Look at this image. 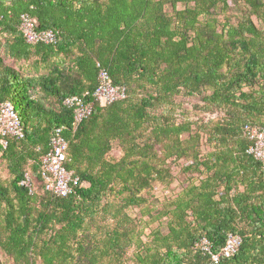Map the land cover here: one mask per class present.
<instances>
[{"label":"trees","instance_id":"16d2710c","mask_svg":"<svg viewBox=\"0 0 264 264\" xmlns=\"http://www.w3.org/2000/svg\"><path fill=\"white\" fill-rule=\"evenodd\" d=\"M25 13L56 42L27 43ZM101 69L126 96L75 126L64 100H93ZM179 97L199 98L195 119ZM5 102L24 127L0 143V249L13 264H264V163L244 131L264 128V0H0ZM56 127L79 178L64 197L42 171ZM169 160L184 162L185 186L150 207L154 183L173 179ZM229 234L241 245L218 263L199 247L218 253Z\"/></svg>","mask_w":264,"mask_h":264},{"label":"built area","instance_id":"2783aa9c","mask_svg":"<svg viewBox=\"0 0 264 264\" xmlns=\"http://www.w3.org/2000/svg\"><path fill=\"white\" fill-rule=\"evenodd\" d=\"M20 30L30 44L39 42L53 44L56 42V33L52 30H37L34 19L28 14H22ZM126 89L116 86L109 72L101 69L98 75V87L93 93V100L89 101L85 96H69L64 100V104L72 108L74 113V125L78 126L85 118L89 117L96 103L108 105L118 100L124 99ZM245 134L254 142L249 149V153L264 163V128L257 125H246ZM24 127L21 119L11 102H5L0 106V143L6 147L9 138H23ZM68 143L64 136V129L56 127L50 139V149L42 157L43 177L47 182V189L55 195L64 197L72 192V186L78 183L79 178L74 176V172L66 167ZM22 184L28 185L27 181ZM242 239L239 235L229 234L225 246L220 252L213 254L211 245L206 238L199 243V247L211 254V259L218 263L221 256L231 257L239 249Z\"/></svg>","mask_w":264,"mask_h":264},{"label":"rangeland","instance_id":"374dc122","mask_svg":"<svg viewBox=\"0 0 264 264\" xmlns=\"http://www.w3.org/2000/svg\"><path fill=\"white\" fill-rule=\"evenodd\" d=\"M19 68H22L26 73L34 75L35 73L32 72L30 66H28V63H22V66H19ZM178 103H180V109L184 110L186 112L187 118H194L198 112L193 108V105L196 103H200L199 98L195 97H179L177 100ZM216 116V113L211 115V117ZM180 117V116H179ZM196 118V117H195ZM194 118V119H195ZM185 119V118H184ZM205 149V147L203 148ZM123 156V149L119 144H116L114 148L110 151V153L107 155V159L110 161H117ZM172 160L168 161L169 167L171 169V174L173 179L169 183H154L152 186L151 191L145 195L147 198V205L152 207L156 206L157 208L163 207L164 204H166V200L173 198L177 192L180 191L181 187L185 186V181L187 178V174H183L181 171L182 164L184 163L182 160L180 162H174ZM0 175L3 179L9 178V173L6 168L5 163L0 159ZM145 206L143 204L141 207ZM141 207L133 208L129 211V214L134 218H140V209ZM150 219L149 215L143 216L144 221H148ZM166 220H164L165 222ZM165 225V224H163ZM158 227V222H153L145 228V232L149 233L154 228ZM0 260L3 261L4 264H13L12 261L1 251L0 249Z\"/></svg>","mask_w":264,"mask_h":264}]
</instances>
